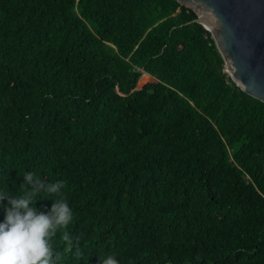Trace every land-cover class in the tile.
Segmentation results:
<instances>
[{
	"label": "trees",
	"instance_id": "16d2710c",
	"mask_svg": "<svg viewBox=\"0 0 264 264\" xmlns=\"http://www.w3.org/2000/svg\"><path fill=\"white\" fill-rule=\"evenodd\" d=\"M194 18L177 0H0V191L65 182L83 257L58 232L60 264H264V102Z\"/></svg>",
	"mask_w": 264,
	"mask_h": 264
},
{
	"label": "clouds",
	"instance_id": "9594fccd",
	"mask_svg": "<svg viewBox=\"0 0 264 264\" xmlns=\"http://www.w3.org/2000/svg\"><path fill=\"white\" fill-rule=\"evenodd\" d=\"M22 195L0 191L4 206V220L0 222V264H60L63 252L54 247L57 233L68 251L79 261L83 253L79 240L73 239L68 226L73 222V210L63 196L65 182H45L32 172L23 175L19 187ZM60 197L53 200L50 210L38 211L34 204L38 197ZM101 264H119L115 255L99 257Z\"/></svg>",
	"mask_w": 264,
	"mask_h": 264
},
{
	"label": "water",
	"instance_id": "95a60500",
	"mask_svg": "<svg viewBox=\"0 0 264 264\" xmlns=\"http://www.w3.org/2000/svg\"><path fill=\"white\" fill-rule=\"evenodd\" d=\"M177 1L210 32L233 82L264 102V0Z\"/></svg>",
	"mask_w": 264,
	"mask_h": 264
}]
</instances>
